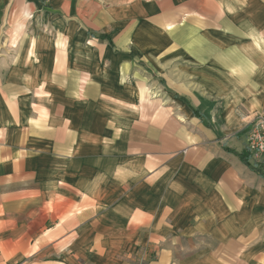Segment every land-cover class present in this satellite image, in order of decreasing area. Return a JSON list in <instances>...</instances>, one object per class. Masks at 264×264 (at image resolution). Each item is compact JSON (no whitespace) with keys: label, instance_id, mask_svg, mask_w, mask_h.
Returning <instances> with one entry per match:
<instances>
[{"label":"crops","instance_id":"obj_1","mask_svg":"<svg viewBox=\"0 0 264 264\" xmlns=\"http://www.w3.org/2000/svg\"><path fill=\"white\" fill-rule=\"evenodd\" d=\"M263 113L264 0H0V264H264Z\"/></svg>","mask_w":264,"mask_h":264},{"label":"built area","instance_id":"obj_2","mask_svg":"<svg viewBox=\"0 0 264 264\" xmlns=\"http://www.w3.org/2000/svg\"><path fill=\"white\" fill-rule=\"evenodd\" d=\"M246 147L259 165L264 164V113L253 119L246 136Z\"/></svg>","mask_w":264,"mask_h":264},{"label":"trees","instance_id":"obj_3","mask_svg":"<svg viewBox=\"0 0 264 264\" xmlns=\"http://www.w3.org/2000/svg\"><path fill=\"white\" fill-rule=\"evenodd\" d=\"M196 113H198L197 111H195ZM242 157H244V159L248 162V160L245 158V156H242Z\"/></svg>","mask_w":264,"mask_h":264}]
</instances>
